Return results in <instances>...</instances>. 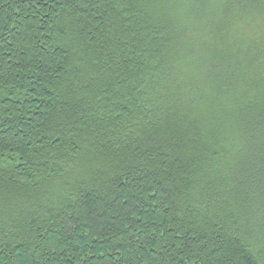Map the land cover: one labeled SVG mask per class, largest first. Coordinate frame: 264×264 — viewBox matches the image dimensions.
Instances as JSON below:
<instances>
[{
  "label": "trees",
  "instance_id": "trees-1",
  "mask_svg": "<svg viewBox=\"0 0 264 264\" xmlns=\"http://www.w3.org/2000/svg\"><path fill=\"white\" fill-rule=\"evenodd\" d=\"M0 264H264V0H0Z\"/></svg>",
  "mask_w": 264,
  "mask_h": 264
}]
</instances>
